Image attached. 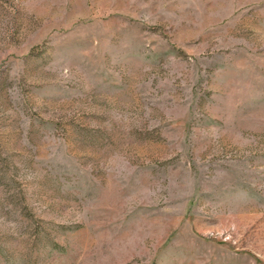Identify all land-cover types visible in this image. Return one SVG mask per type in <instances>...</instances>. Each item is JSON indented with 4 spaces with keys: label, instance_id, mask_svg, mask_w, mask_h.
<instances>
[{
    "label": "rangeland",
    "instance_id": "obj_1",
    "mask_svg": "<svg viewBox=\"0 0 264 264\" xmlns=\"http://www.w3.org/2000/svg\"><path fill=\"white\" fill-rule=\"evenodd\" d=\"M0 264H264V0H0Z\"/></svg>",
    "mask_w": 264,
    "mask_h": 264
}]
</instances>
